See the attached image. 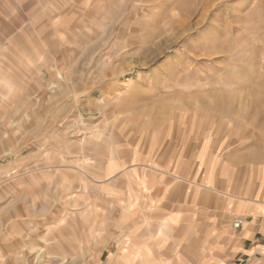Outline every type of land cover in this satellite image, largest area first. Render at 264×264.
Masks as SVG:
<instances>
[{"label":"rangeland","instance_id":"obj_1","mask_svg":"<svg viewBox=\"0 0 264 264\" xmlns=\"http://www.w3.org/2000/svg\"><path fill=\"white\" fill-rule=\"evenodd\" d=\"M147 165L264 200V0H0V264H126Z\"/></svg>","mask_w":264,"mask_h":264},{"label":"crops","instance_id":"obj_2","mask_svg":"<svg viewBox=\"0 0 264 264\" xmlns=\"http://www.w3.org/2000/svg\"><path fill=\"white\" fill-rule=\"evenodd\" d=\"M108 165L102 167L100 183L121 173L112 174ZM155 171L148 165L129 170L143 197L138 209L109 200L110 235L118 236L122 262L191 264V246L200 243L206 248L199 259L204 264H256L264 259V200L256 198L255 191L236 197L202 193L192 204L190 187L177 182L174 174ZM127 176L115 180L119 187L129 181ZM237 219L242 225L233 229ZM113 258L109 264H116Z\"/></svg>","mask_w":264,"mask_h":264},{"label":"built area","instance_id":"obj_3","mask_svg":"<svg viewBox=\"0 0 264 264\" xmlns=\"http://www.w3.org/2000/svg\"><path fill=\"white\" fill-rule=\"evenodd\" d=\"M242 225V220L241 219H237L232 223V228L233 229H238L240 228Z\"/></svg>","mask_w":264,"mask_h":264}]
</instances>
